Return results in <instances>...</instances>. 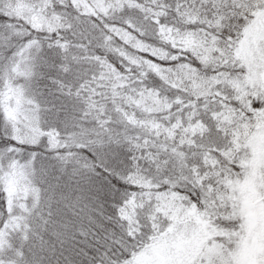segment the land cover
<instances>
[{"label": "snow or ice", "instance_id": "1", "mask_svg": "<svg viewBox=\"0 0 264 264\" xmlns=\"http://www.w3.org/2000/svg\"><path fill=\"white\" fill-rule=\"evenodd\" d=\"M0 264H264V0H0Z\"/></svg>", "mask_w": 264, "mask_h": 264}]
</instances>
